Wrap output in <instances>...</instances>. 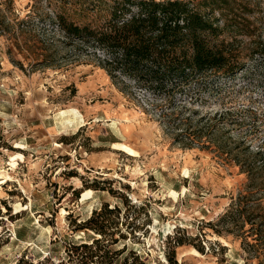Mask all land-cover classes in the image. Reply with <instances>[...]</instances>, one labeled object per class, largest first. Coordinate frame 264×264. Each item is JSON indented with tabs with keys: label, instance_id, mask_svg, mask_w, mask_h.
Returning a JSON list of instances; mask_svg holds the SVG:
<instances>
[{
	"label": "rangeland",
	"instance_id": "rangeland-1",
	"mask_svg": "<svg viewBox=\"0 0 264 264\" xmlns=\"http://www.w3.org/2000/svg\"><path fill=\"white\" fill-rule=\"evenodd\" d=\"M185 1L238 67L168 95L53 27L112 0H0V264H264V0Z\"/></svg>",
	"mask_w": 264,
	"mask_h": 264
},
{
	"label": "trees",
	"instance_id": "trees-1",
	"mask_svg": "<svg viewBox=\"0 0 264 264\" xmlns=\"http://www.w3.org/2000/svg\"><path fill=\"white\" fill-rule=\"evenodd\" d=\"M108 6L110 20L104 25L78 24L63 14L54 13L53 27L70 42L78 40L101 50L107 70L118 71L140 88L169 95L197 72L207 69L232 72L238 67L230 61L223 46L211 42L209 36L216 34L213 20L196 11L188 1L112 0ZM257 50L264 54V45L259 43ZM232 208L230 205L222 220ZM107 210L112 212L114 208ZM250 222L244 221L250 225L243 232L255 236L258 242L264 241V217ZM99 243V239H95L91 244L82 243L74 248L90 249L85 255L77 254L91 259L100 251L106 252L105 245ZM45 263L43 259L34 264Z\"/></svg>",
	"mask_w": 264,
	"mask_h": 264
},
{
	"label": "bare ground",
	"instance_id": "bare-ground-1",
	"mask_svg": "<svg viewBox=\"0 0 264 264\" xmlns=\"http://www.w3.org/2000/svg\"><path fill=\"white\" fill-rule=\"evenodd\" d=\"M56 125H57L58 128H60V127H59V120L57 121ZM225 244H226V243H225Z\"/></svg>",
	"mask_w": 264,
	"mask_h": 264
}]
</instances>
